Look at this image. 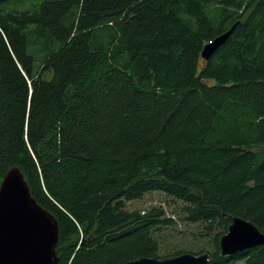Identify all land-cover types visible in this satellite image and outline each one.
Listing matches in <instances>:
<instances>
[{
  "label": "trees",
  "instance_id": "obj_1",
  "mask_svg": "<svg viewBox=\"0 0 264 264\" xmlns=\"http://www.w3.org/2000/svg\"><path fill=\"white\" fill-rule=\"evenodd\" d=\"M15 166L57 264L187 252L156 237L163 207H126L154 191L216 231L209 264H264L220 248L234 217L264 232V0H0V184Z\"/></svg>",
  "mask_w": 264,
  "mask_h": 264
},
{
  "label": "water",
  "instance_id": "obj_2",
  "mask_svg": "<svg viewBox=\"0 0 264 264\" xmlns=\"http://www.w3.org/2000/svg\"><path fill=\"white\" fill-rule=\"evenodd\" d=\"M235 26L205 45L202 57L209 60L228 40ZM60 239L55 215L32 195L25 174L10 168L0 184V264H57ZM264 245V232L252 221L234 217L220 239L224 256ZM209 253H182L174 257L142 256L124 264H209Z\"/></svg>",
  "mask_w": 264,
  "mask_h": 264
},
{
  "label": "rangeland",
  "instance_id": "obj_3",
  "mask_svg": "<svg viewBox=\"0 0 264 264\" xmlns=\"http://www.w3.org/2000/svg\"><path fill=\"white\" fill-rule=\"evenodd\" d=\"M184 204L183 201L162 191L149 192L141 199L126 201V207L129 210L163 207L166 215L171 217L174 223L157 230L156 237L162 247L198 254L201 250L210 248L211 238L216 231L209 232L202 222L189 221L182 210ZM235 264H241V262Z\"/></svg>",
  "mask_w": 264,
  "mask_h": 264
}]
</instances>
